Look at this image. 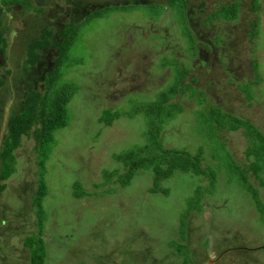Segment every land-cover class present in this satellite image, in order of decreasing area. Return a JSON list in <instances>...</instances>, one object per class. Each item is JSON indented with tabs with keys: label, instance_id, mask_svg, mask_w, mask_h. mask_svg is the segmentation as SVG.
Wrapping results in <instances>:
<instances>
[{
	"label": "rangeland",
	"instance_id": "obj_1",
	"mask_svg": "<svg viewBox=\"0 0 264 264\" xmlns=\"http://www.w3.org/2000/svg\"><path fill=\"white\" fill-rule=\"evenodd\" d=\"M31 1L46 10L39 15L23 11L20 0L4 13L9 30L6 53L0 51L6 77L0 86V150L10 115L22 109L30 89H45V73L57 54L56 47L43 49L40 61L23 72L27 45L47 27L53 28L52 41L60 39L66 24L102 8L101 14L83 20L63 62L61 78L77 87L67 103L70 123L55 131L56 142L45 159L40 232L45 264H185V256L192 264H264V220L252 195L233 181L237 175L226 167L224 152L226 148L241 165L249 164L254 158L247 154L249 137L242 129L212 132L206 120L207 110L220 107L250 119L264 133V0H257V9L253 0H206L203 5L186 0L185 9L169 0ZM233 1L239 2L235 19L206 22L215 9ZM165 57L172 62L163 65ZM254 60L262 79L251 85L248 97L241 85L256 79ZM186 66L189 71L178 81L185 91L170 100L182 110L163 122L159 138L164 147L200 149L202 164L218 174L217 188L205 193L202 208L187 218L189 197L196 189L203 192L205 176L177 171L162 181L169 190L165 194L149 191L152 173L144 169L126 186L115 177L107 185L104 170L125 172L114 153L146 143L148 123L140 111L112 124L98 120L106 108L131 110L137 102L155 100ZM35 145L34 136H23L14 152L16 170L0 192L1 264H30L24 240L38 233ZM249 178L264 203L262 181L252 172ZM76 181L88 194L74 195Z\"/></svg>",
	"mask_w": 264,
	"mask_h": 264
},
{
	"label": "trees",
	"instance_id": "obj_2",
	"mask_svg": "<svg viewBox=\"0 0 264 264\" xmlns=\"http://www.w3.org/2000/svg\"><path fill=\"white\" fill-rule=\"evenodd\" d=\"M19 1L20 0H11L6 3L7 5L0 4V51L3 53H6V48L8 47L7 32L9 30V23L4 19V13L11 10L12 5L14 3H19ZM199 1V5H203L206 2V0ZM66 2L69 3L71 0H66ZM31 3V0H23L24 11L31 9L39 15L47 8L43 5ZM168 3L173 6H180V8H186V0H169ZM252 3L253 9L259 7L257 0H253ZM160 6L161 4H154L156 8ZM101 9L102 8H97L93 10L80 21L66 24L59 32L60 39L52 41L51 35L53 34V28H45L26 47V59L22 68L23 72H28L31 66L40 61L41 51L43 49L50 46L57 48L53 68L45 73L43 80L45 89H30L23 99L22 109L10 115L7 132L3 138L2 148L0 150V192H2L8 185L7 179L16 170L14 152L16 148L21 145L23 136L32 135L36 139L35 148L38 151L39 179L37 189L33 195V204L38 216V233L34 232L29 234L24 240L25 245L29 247L30 264H45L46 261H48L46 258V244L40 235V232L43 230V220L45 217L43 199L47 194L44 184V173L46 171L45 159L51 150L52 144L56 142L54 138L55 131L68 126L70 123L67 103L77 87L74 82H68L61 78L64 74L62 70L63 62L68 57L72 44L81 34L80 26L85 22L83 20H89L94 15L99 14V12L101 14ZM238 11L239 2L237 1L230 2L227 5H221L207 17L206 22L208 23L219 17L226 20L235 19L238 15ZM252 26L255 27L256 24L253 23ZM253 28L251 30L252 36L256 34ZM189 37L191 41H193L192 49H194L196 40L191 32L189 33ZM171 62L172 60L165 57L163 65ZM253 64L256 66V79L241 85L242 90L247 93L248 97L252 96L251 85L262 79L255 60ZM179 70V78L176 83L162 89L155 100L137 102L133 104L131 110L130 108L129 110L106 108L102 111L98 120L99 122L112 124L115 119L121 116H133L140 111L145 114L148 123V128L144 134L146 143L135 144L134 146L114 153V156L124 164L125 167L123 168L125 172L119 173L117 169L104 170V178L107 185L109 181L115 177L118 183L122 186H126L130 183L139 169H144L150 170L152 173L151 178L153 185L149 187V191L165 194L168 193L169 190L162 186V181L172 177L177 171L192 173L200 177L205 176L207 183L202 185L204 186L203 192L196 189V192L189 197V207L183 215L187 218L193 210H200L202 208L201 199L203 195L209 192L212 193L217 188L218 174L210 165L202 164V153L200 149L198 152L192 153L186 148L164 147L159 138L163 122L172 118L175 112L182 110V106L178 101H170L179 91L183 93L186 88V86H178L180 85L178 81L187 74L189 67H180ZM8 72H10V70ZM5 83L6 77L2 74L0 69V86L5 85ZM206 115L208 126L212 132L225 129L231 131L242 129L243 133L249 137L250 143L247 154L249 157L251 154L254 156L249 164H244V166L241 165L224 146L225 150H223L227 155L226 158H228V165L226 167L230 168L237 175V179L233 181L237 180V182L252 195L263 221L264 203L260 198L258 187L253 184L249 177L250 172H252V174L257 179H260L264 185V133L261 132L250 119L235 116L220 107L207 110ZM32 128L34 129L32 130ZM214 156L219 158L217 152L214 153ZM218 163H220V160ZM231 170L230 172H232ZM261 173H263V175H261ZM74 185V195L76 197L88 194L83 189L80 182L76 181ZM107 191L110 192L114 190L113 188H108ZM182 225L186 226L184 219ZM183 246L188 251L190 250L186 245L183 244ZM179 251L184 252L183 250ZM184 263L192 264L193 262L189 259V256H185Z\"/></svg>",
	"mask_w": 264,
	"mask_h": 264
},
{
	"label": "clouds",
	"instance_id": "obj_3",
	"mask_svg": "<svg viewBox=\"0 0 264 264\" xmlns=\"http://www.w3.org/2000/svg\"><path fill=\"white\" fill-rule=\"evenodd\" d=\"M15 4H21V3H14L13 5H15ZM13 5H12V6H13ZM21 5H22L23 11H24L23 3H22ZM204 264H211V261H207V262H205Z\"/></svg>",
	"mask_w": 264,
	"mask_h": 264
},
{
	"label": "water",
	"instance_id": "obj_4",
	"mask_svg": "<svg viewBox=\"0 0 264 264\" xmlns=\"http://www.w3.org/2000/svg\"><path fill=\"white\" fill-rule=\"evenodd\" d=\"M212 261V260H211Z\"/></svg>",
	"mask_w": 264,
	"mask_h": 264
}]
</instances>
